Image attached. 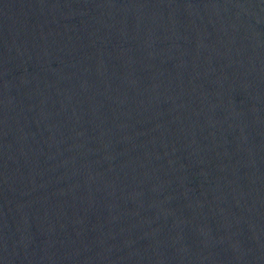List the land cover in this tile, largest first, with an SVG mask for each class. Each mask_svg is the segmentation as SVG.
<instances>
[{
  "label": "water",
  "instance_id": "95a60500",
  "mask_svg": "<svg viewBox=\"0 0 264 264\" xmlns=\"http://www.w3.org/2000/svg\"><path fill=\"white\" fill-rule=\"evenodd\" d=\"M0 264H264V0H0Z\"/></svg>",
  "mask_w": 264,
  "mask_h": 264
}]
</instances>
